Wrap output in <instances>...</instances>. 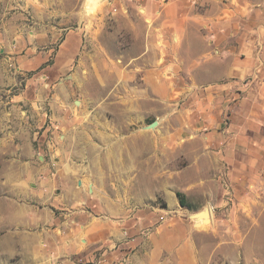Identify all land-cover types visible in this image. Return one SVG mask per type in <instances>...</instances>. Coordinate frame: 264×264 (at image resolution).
<instances>
[{"label": "rangeland", "instance_id": "1", "mask_svg": "<svg viewBox=\"0 0 264 264\" xmlns=\"http://www.w3.org/2000/svg\"><path fill=\"white\" fill-rule=\"evenodd\" d=\"M138 13L131 0H0V128L19 131L15 147L0 146V174L2 154L19 151L20 174L36 175L22 190L57 208L80 199L67 196L76 179L87 185L72 211L46 207L65 228V253L53 252L50 218L45 246L15 230L28 253L1 251L0 264H264V148L241 131L237 104L262 74L232 77L236 36L145 34ZM124 140L126 170L125 146L110 145ZM69 168L78 178L63 181ZM75 235L79 251L68 252Z\"/></svg>", "mask_w": 264, "mask_h": 264}, {"label": "crops", "instance_id": "2", "mask_svg": "<svg viewBox=\"0 0 264 264\" xmlns=\"http://www.w3.org/2000/svg\"><path fill=\"white\" fill-rule=\"evenodd\" d=\"M131 1H133L138 9V15L144 22L146 28L144 31L145 34L156 32L157 34L161 33L169 37H182L188 35V31L192 30L193 27L198 30L205 27L210 35L215 34L212 32L213 29H215L217 31L216 33L220 35H233L237 37L239 57L235 59L231 67L232 77L239 80L249 75L256 76L259 73L262 74L258 86L248 90L244 97L237 102L239 107H242V112L239 113L242 115V119L246 121V123L240 127L242 132H253V143L256 144L258 148L263 149L264 136L256 135V133L264 130V0ZM230 24H232L231 29L234 30L231 33L228 31ZM68 38L69 36L66 35L63 45L68 43ZM65 53L75 57L79 52L70 41V43L65 46ZM212 63L213 62H208V65ZM82 128L87 129L88 127L83 126ZM3 129L4 128H0V146L7 144L8 147H15L19 138L18 128L12 129L11 131H5ZM23 133L24 137L30 140L35 134V132L31 133L28 130L23 131ZM28 143H30V141H28ZM86 143L81 153L82 156L89 154L88 151L86 153V149L91 147L90 141H86ZM70 144L72 143L68 141V143L64 145L67 147V145ZM113 144L114 146H125V151L120 156L121 163L119 161L118 164H124L126 170L127 162L132 159L133 155L131 147L128 146L129 142H127V140L110 141V145ZM47 145L52 149L53 142L47 141ZM92 148L94 149L95 147ZM2 153H4L3 150ZM6 153L1 156H8L9 162L7 164V171L0 174V176H4L7 181V184L4 186L5 191L2 188L0 193V252L17 251L24 255L28 253L25 249L24 241L20 238L21 233L14 234L15 230L20 231L21 228L31 229L37 236H42L43 238L40 239L37 247L39 248L41 245L45 246V225L46 221L48 220L49 222L50 218H52V231L54 237L52 241L53 252L56 255L65 253L67 251L64 249L65 238L63 236L66 237L64 233L65 228L62 229L60 219L54 216L52 217L48 212L49 208L46 207H56V209L72 211L75 204L84 201V191H86L85 187H87V185L82 183V180L74 174L75 172L73 170L70 168L64 169L62 171L63 175H60L63 181L71 179L72 177L78 178L76 179L75 186L72 189L70 186V189L67 190V196H71L72 200H74V196H80V199L71 203V206H69L67 202L62 204V208H57L58 204L54 202L53 199L49 200L48 197H43V194L37 191L28 190L24 192L22 190V187L28 184L32 185L31 180H33L36 175L25 177L20 174L19 168L22 159L19 151L9 149ZM39 157L40 156H38L37 159L40 160ZM25 163H27L28 166H32L33 163H36V157L33 156V153L28 156ZM58 182L59 181H56L54 187L59 189L64 187L61 181L60 184H58ZM159 191L160 189H158V192L155 191L153 193L158 194ZM87 192H92L89 187L87 188ZM4 196H6V198ZM169 199H171L170 196ZM75 212L79 214L80 210H76ZM46 216H48V219H46ZM77 228L84 227L78 225ZM93 228H97V225L93 224L91 230ZM91 230L90 235L93 234L91 239L95 242L96 235L94 232L91 234ZM71 238L73 239L69 240L70 245L68 252L77 253L79 250L76 249L75 240L80 239L79 242L81 243L83 238L80 235H77V237L75 235Z\"/></svg>", "mask_w": 264, "mask_h": 264}, {"label": "trees", "instance_id": "3", "mask_svg": "<svg viewBox=\"0 0 264 264\" xmlns=\"http://www.w3.org/2000/svg\"><path fill=\"white\" fill-rule=\"evenodd\" d=\"M177 198H178V201H179V204L180 206L182 207H185V197L184 195L180 194V193H177Z\"/></svg>", "mask_w": 264, "mask_h": 264}, {"label": "water", "instance_id": "4", "mask_svg": "<svg viewBox=\"0 0 264 264\" xmlns=\"http://www.w3.org/2000/svg\"><path fill=\"white\" fill-rule=\"evenodd\" d=\"M156 125H157V122H153L152 124H150V125L148 126V128H154Z\"/></svg>", "mask_w": 264, "mask_h": 264}]
</instances>
